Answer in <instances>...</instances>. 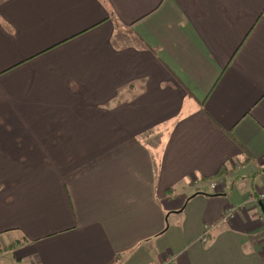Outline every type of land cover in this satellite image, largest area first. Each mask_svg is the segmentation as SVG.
Segmentation results:
<instances>
[{
  "label": "crops",
  "instance_id": "0c3cea01",
  "mask_svg": "<svg viewBox=\"0 0 264 264\" xmlns=\"http://www.w3.org/2000/svg\"><path fill=\"white\" fill-rule=\"evenodd\" d=\"M263 191L264 0H0V264H264Z\"/></svg>",
  "mask_w": 264,
  "mask_h": 264
},
{
  "label": "built area",
  "instance_id": "2783aa9c",
  "mask_svg": "<svg viewBox=\"0 0 264 264\" xmlns=\"http://www.w3.org/2000/svg\"><path fill=\"white\" fill-rule=\"evenodd\" d=\"M210 187H211L212 189H214V188L216 187V184H215L214 182H210ZM259 197H260V200L264 202V191H263V193H262V192L260 193V196H259ZM231 212H232V210L229 209V210L227 211V213H226V216H227V217L230 216V215H231ZM208 232H209V228L206 227V228L204 229L203 238L201 239L203 242L206 241V238H207V234H208ZM165 264H172V260H171V259H168V260L165 262Z\"/></svg>",
  "mask_w": 264,
  "mask_h": 264
},
{
  "label": "rangeland",
  "instance_id": "374dc122",
  "mask_svg": "<svg viewBox=\"0 0 264 264\" xmlns=\"http://www.w3.org/2000/svg\"><path fill=\"white\" fill-rule=\"evenodd\" d=\"M150 142H151V143H155V144L157 143V141H156L154 138H151ZM186 188H187V190H188V188H190V187H186ZM180 192H183V191L179 190V193H180Z\"/></svg>",
  "mask_w": 264,
  "mask_h": 264
},
{
  "label": "trees",
  "instance_id": "16d2710c",
  "mask_svg": "<svg viewBox=\"0 0 264 264\" xmlns=\"http://www.w3.org/2000/svg\"><path fill=\"white\" fill-rule=\"evenodd\" d=\"M225 168L222 167L221 170L219 172H224ZM169 192H171V189L168 190Z\"/></svg>",
  "mask_w": 264,
  "mask_h": 264
}]
</instances>
